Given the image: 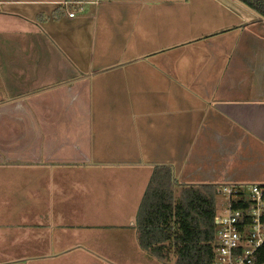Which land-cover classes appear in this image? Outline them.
<instances>
[{"label": "crops", "instance_id": "0c3cea01", "mask_svg": "<svg viewBox=\"0 0 264 264\" xmlns=\"http://www.w3.org/2000/svg\"><path fill=\"white\" fill-rule=\"evenodd\" d=\"M239 7L0 0V264H164L103 257L139 244L158 165L264 185V29Z\"/></svg>", "mask_w": 264, "mask_h": 264}, {"label": "trees", "instance_id": "16d2710c", "mask_svg": "<svg viewBox=\"0 0 264 264\" xmlns=\"http://www.w3.org/2000/svg\"><path fill=\"white\" fill-rule=\"evenodd\" d=\"M241 1L264 16V0ZM220 187L179 184L170 166H156L136 218L140 247L161 262L213 264ZM255 263L264 264V245Z\"/></svg>", "mask_w": 264, "mask_h": 264}, {"label": "built area", "instance_id": "2783aa9c", "mask_svg": "<svg viewBox=\"0 0 264 264\" xmlns=\"http://www.w3.org/2000/svg\"><path fill=\"white\" fill-rule=\"evenodd\" d=\"M218 196L224 202L215 217L213 264H256V253L264 245V185H223Z\"/></svg>", "mask_w": 264, "mask_h": 264}, {"label": "rangeland", "instance_id": "374dc122", "mask_svg": "<svg viewBox=\"0 0 264 264\" xmlns=\"http://www.w3.org/2000/svg\"><path fill=\"white\" fill-rule=\"evenodd\" d=\"M239 9H241V11L243 13H245V15L247 17L246 21L248 23H251L252 25L257 26L260 29H264V22L260 21L258 18H256L254 15H252L248 11H246L240 7H239ZM244 186L246 188H248L250 185H244ZM223 202H224L223 198L221 196H217L218 207L222 206ZM136 218H137V216H136ZM136 233H137V230H136ZM137 246H139V244L136 245V247ZM136 247L132 246V245H110L107 249H104L103 257L107 258L106 259V263H107L109 261H111V262L116 261L117 260V254L121 253V252H123V255H128V256L130 255V257H133L132 253L134 252L135 249L138 250L137 253L139 255L146 253L141 247H139V248L138 247L136 248ZM175 260L176 259L173 256H171L168 261L163 262V263L164 264H175ZM132 264H135V263H132Z\"/></svg>", "mask_w": 264, "mask_h": 264}, {"label": "water", "instance_id": "95a60500", "mask_svg": "<svg viewBox=\"0 0 264 264\" xmlns=\"http://www.w3.org/2000/svg\"><path fill=\"white\" fill-rule=\"evenodd\" d=\"M231 1H233L237 5H239L240 7H242L243 9H245L246 11H248L249 13H251L252 15H254L256 18H258L262 22H264V16H262L260 13H258L257 11H255L254 9H252L251 7H249L248 5H246L241 0H231Z\"/></svg>", "mask_w": 264, "mask_h": 264}]
</instances>
